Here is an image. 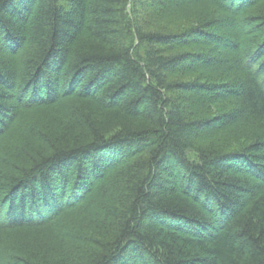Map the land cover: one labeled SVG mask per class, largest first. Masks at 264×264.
Listing matches in <instances>:
<instances>
[{"label": "trees", "instance_id": "1", "mask_svg": "<svg viewBox=\"0 0 264 264\" xmlns=\"http://www.w3.org/2000/svg\"><path fill=\"white\" fill-rule=\"evenodd\" d=\"M0 264H264V0H0Z\"/></svg>", "mask_w": 264, "mask_h": 264}]
</instances>
